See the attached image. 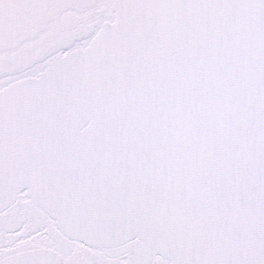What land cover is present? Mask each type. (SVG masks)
I'll use <instances>...</instances> for the list:
<instances>
[{
	"label": "snow or ice",
	"instance_id": "1",
	"mask_svg": "<svg viewBox=\"0 0 264 264\" xmlns=\"http://www.w3.org/2000/svg\"><path fill=\"white\" fill-rule=\"evenodd\" d=\"M0 264H264V0H0Z\"/></svg>",
	"mask_w": 264,
	"mask_h": 264
}]
</instances>
